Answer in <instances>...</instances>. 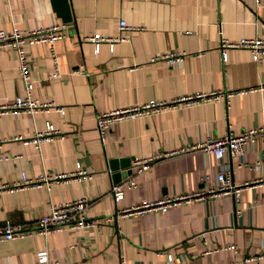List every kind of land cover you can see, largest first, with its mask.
Masks as SVG:
<instances>
[{
  "label": "crops",
  "instance_id": "obj_1",
  "mask_svg": "<svg viewBox=\"0 0 264 264\" xmlns=\"http://www.w3.org/2000/svg\"><path fill=\"white\" fill-rule=\"evenodd\" d=\"M70 11L67 33L55 41L60 77H48L53 66L46 42L25 46L36 79L33 95L63 105L64 113L0 115V154L9 156L0 160V183L17 180L22 172H69L78 161L93 173L49 190L0 189V223L9 219L34 227L51 203L82 195L90 199L86 214L94 223L0 241V264H38L41 250L51 264H264L258 257L264 251V143L255 140L242 155L222 159L188 148L226 130L240 133L264 122V56L253 60L247 47H227L225 59L220 52L221 38L264 37V5L255 0H70ZM120 19L133 28L119 29ZM61 21L51 0H0V29ZM93 33L128 39L112 49L100 42L94 52L84 38ZM165 53L183 57L174 64L162 57ZM155 56L160 57L151 59ZM80 64L86 73H72ZM16 65V52L0 48V102L24 93ZM212 90L225 95L190 104L177 99ZM151 99L173 105L112 123L101 143L96 111ZM47 121L61 135L41 141L39 148L14 139L44 129ZM161 152L174 153L134 173L133 159ZM110 159H116L113 172ZM126 161L129 165L121 166ZM128 167L130 173L122 176ZM224 167L242 185L238 199L210 190ZM131 173L136 186L111 195V183ZM193 192L198 194L164 211L125 210L142 199Z\"/></svg>",
  "mask_w": 264,
  "mask_h": 264
},
{
  "label": "built area",
  "instance_id": "obj_2",
  "mask_svg": "<svg viewBox=\"0 0 264 264\" xmlns=\"http://www.w3.org/2000/svg\"><path fill=\"white\" fill-rule=\"evenodd\" d=\"M258 5H264V0H255ZM119 29L126 28L132 29L133 27L127 25L123 19L118 22ZM67 33V23L57 22L48 25H39L27 29L13 28L9 31L0 29V48H11L17 55V73L22 81L24 93L16 95L12 98H5L0 102V115L4 114H17L26 112L33 115L36 112L54 111L57 113H64V106L57 104L52 100H39L33 93V87L36 82L31 75L30 62L25 50V46L32 43L46 42L49 46V55L52 61L53 70L48 74L49 78L60 77L62 71L59 68L57 61V53L55 48V41L63 38ZM93 44V51H98L100 42H107L109 48L112 49L117 41L127 40L128 37L120 33L115 36H103L100 33H93L92 35L85 36ZM220 52L222 59L226 58L227 47H247L251 50L252 59L258 60L264 56V37H242L238 40H229L221 38ZM160 56L152 57L155 59ZM162 57H166L174 64L182 60L183 54L179 53H165ZM75 72H85L84 65L71 70ZM238 93V91H236ZM225 95L221 90H212L209 93H196L195 95H186L177 97V99L186 102L187 104L195 103L201 99H216ZM173 105V102L159 101L151 99L145 103L120 105L108 110H98L94 115L95 129L102 144H104L107 133L112 123L126 119L140 117L152 112L165 109ZM59 129L53 126L50 121H47L44 129H34L29 136L16 135L14 139L20 140L22 143H33L36 148H39L41 141H50L55 136H60ZM259 140L264 143V122L258 126L247 127L240 133H233L226 130L222 135L217 137H210L190 145L191 149H199L205 154L212 153L217 159H222L224 155H242L245 152L247 145L251 142ZM186 148L185 150H187ZM174 152H161L156 153L154 156L135 158L132 161L134 173L138 174L148 169L157 159L169 156ZM17 156V155H16ZM8 155L0 154V160L8 159ZM261 162H264V150L262 153ZM111 172V170H108ZM92 171L86 169L80 161L76 163V168L69 172L48 173L41 171L37 175L28 176L21 173L17 180L11 182L0 183V189L13 190L21 187H45L49 190L53 184H57L63 180L78 179L84 180L92 176ZM134 173H131L126 179L120 182H112L110 185V193L114 197L120 195L124 188H131L136 186ZM217 184L210 190H219L224 193H231L235 199L239 198L240 191L242 190L241 184L234 183L230 168L224 167L216 173ZM198 193H185L178 197H159L153 200L142 199L139 202L125 207V210H134L142 213L145 210L157 209L160 211L166 210L169 206L177 204L180 199H187L196 196ZM90 205V199L86 195H82L73 199L65 200L62 202L51 203L47 211L42 214L34 227H25L22 223H14L9 219L0 223V241L11 240L19 237L28 236L31 234H47L51 231H57L67 226L69 228L89 227L93 225L94 221L87 218V209ZM71 244L70 247H73ZM227 248L235 249L234 245L228 244ZM222 248V247H219ZM218 249V248H217ZM258 257H264V251L259 253ZM170 258V256H168ZM9 264V263H8ZM38 264H51L47 257L46 251L41 250L38 252Z\"/></svg>",
  "mask_w": 264,
  "mask_h": 264
},
{
  "label": "water",
  "instance_id": "obj_3",
  "mask_svg": "<svg viewBox=\"0 0 264 264\" xmlns=\"http://www.w3.org/2000/svg\"><path fill=\"white\" fill-rule=\"evenodd\" d=\"M53 8L56 10L57 14L60 16L61 20L66 23H70L72 20V15L70 11V0H51ZM129 163L122 164L121 166H128ZM117 168L116 159L109 160V169L113 172ZM130 173V168L124 169L121 171L122 176H126V174ZM113 176L115 180L119 178L117 174L114 172Z\"/></svg>",
  "mask_w": 264,
  "mask_h": 264
}]
</instances>
